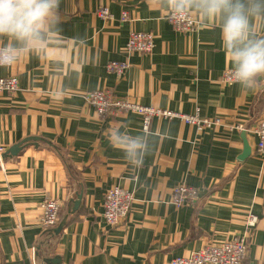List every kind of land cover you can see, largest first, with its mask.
Returning a JSON list of instances; mask_svg holds the SVG:
<instances>
[{"label":"crops","instance_id":"crops-1","mask_svg":"<svg viewBox=\"0 0 264 264\" xmlns=\"http://www.w3.org/2000/svg\"><path fill=\"white\" fill-rule=\"evenodd\" d=\"M157 6V0H61L70 49L64 63L50 66L40 57L0 69V77L18 80L14 92L0 94V153L36 138L0 161V264H41L36 252L58 256L61 264H168L209 241L241 234L249 213L258 221L244 264H264V155L254 134L233 128L264 118V85L245 94L221 83L229 63L218 30L179 32ZM102 7L111 19L97 15ZM122 10L128 20H120ZM130 31L152 33V53L127 52ZM73 38L83 44L73 48ZM110 61L127 62L122 76L107 71ZM97 89L222 122L199 133L179 118L152 117L147 129L130 112L102 119L83 98ZM55 90L62 100L52 99ZM117 124L150 134L139 168L109 144L106 131ZM245 143L249 151L242 156ZM180 182L198 190L195 205L171 204V189ZM113 186L133 200L128 216L111 226L102 211ZM78 191L79 209L50 239L39 225L41 202L57 199L62 219Z\"/></svg>","mask_w":264,"mask_h":264},{"label":"clouds","instance_id":"clouds-1","mask_svg":"<svg viewBox=\"0 0 264 264\" xmlns=\"http://www.w3.org/2000/svg\"><path fill=\"white\" fill-rule=\"evenodd\" d=\"M164 18L197 29L218 30L220 47L229 63V82L245 94L264 85V0H157ZM61 0H0V69L43 57L60 66L70 56L61 29ZM83 40L73 38V48ZM54 101L63 99L55 90ZM149 133L131 134L122 124L107 129L109 144L132 168L149 151Z\"/></svg>","mask_w":264,"mask_h":264},{"label":"built area","instance_id":"built-area-1","mask_svg":"<svg viewBox=\"0 0 264 264\" xmlns=\"http://www.w3.org/2000/svg\"><path fill=\"white\" fill-rule=\"evenodd\" d=\"M97 15L102 19H111L112 15L107 7L97 10ZM126 10L120 12V20H128ZM168 22L179 32H190L196 28L187 24L168 19ZM154 35L150 32L130 31L128 33L125 49L135 54H150L154 49ZM128 64L125 61H110L106 65L108 72L122 76ZM220 82L230 84L229 68H225L221 74ZM18 88V80L14 75L0 77V94L11 93ZM84 101L91 106L95 113L102 119L119 116L123 113L137 114L142 118L143 128L147 129L148 122L152 117L179 118L184 123L194 126L197 132L202 133L221 125L222 120L218 117L208 118L195 114H185L169 109L141 105L128 97L114 96L109 90L97 89L83 94ZM233 128L256 136V148L264 155V118L259 119L252 125L236 123ZM133 195L130 191L119 186L109 188L104 195L102 218L111 225H117L124 220L130 211ZM199 200L198 190L184 182L172 187L170 202L175 207L193 206ZM41 215L39 225L42 230L54 226L59 221L61 204L57 199L48 198L41 202ZM257 216L249 213L245 220L244 231L233 237L220 241H209L201 248L192 251L186 256H176L168 264H244L249 251V239L252 230L257 223ZM36 264V263H31Z\"/></svg>","mask_w":264,"mask_h":264},{"label":"water","instance_id":"water-1","mask_svg":"<svg viewBox=\"0 0 264 264\" xmlns=\"http://www.w3.org/2000/svg\"><path fill=\"white\" fill-rule=\"evenodd\" d=\"M35 139L36 138H34V137L25 138L21 142L14 144L7 151L0 153V161H3L5 159H7L8 157H12V156L17 155L18 152L20 151L23 143H25L29 140H35ZM248 151H249V148L245 143L244 152H243L242 156H245L248 153ZM81 192L82 191H78L76 193L75 197L69 200L70 204H69L63 218L59 219V221L54 226L43 231V233L48 235L50 239H54V238L56 239L58 237L60 230L66 224L67 218L72 216L79 209V206L81 204V199H82V193ZM48 245L49 246L51 245L50 241L48 242ZM49 246H48V248H49ZM36 259H38L41 264H61V260L58 256L46 257V256L40 255L38 252H36Z\"/></svg>","mask_w":264,"mask_h":264}]
</instances>
